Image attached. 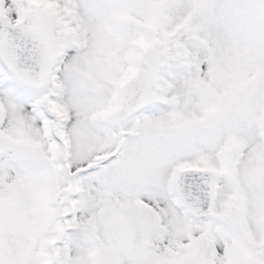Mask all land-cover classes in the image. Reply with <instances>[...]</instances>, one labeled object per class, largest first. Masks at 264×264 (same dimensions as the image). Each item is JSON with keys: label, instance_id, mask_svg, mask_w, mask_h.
<instances>
[{"label": "snow or ice", "instance_id": "6c2138e0", "mask_svg": "<svg viewBox=\"0 0 264 264\" xmlns=\"http://www.w3.org/2000/svg\"><path fill=\"white\" fill-rule=\"evenodd\" d=\"M0 264H264V0H0Z\"/></svg>", "mask_w": 264, "mask_h": 264}]
</instances>
